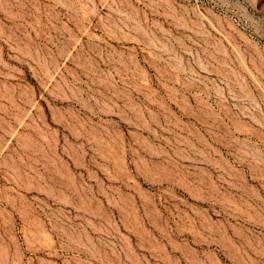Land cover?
Returning a JSON list of instances; mask_svg holds the SVG:
<instances>
[{"label":"rangeland","instance_id":"1","mask_svg":"<svg viewBox=\"0 0 264 264\" xmlns=\"http://www.w3.org/2000/svg\"><path fill=\"white\" fill-rule=\"evenodd\" d=\"M0 264H264V0H0Z\"/></svg>","mask_w":264,"mask_h":264}]
</instances>
